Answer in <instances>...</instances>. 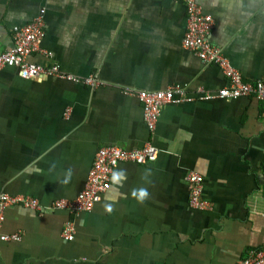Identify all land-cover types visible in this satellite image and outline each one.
I'll use <instances>...</instances> for the list:
<instances>
[{
    "label": "crops",
    "instance_id": "crops-1",
    "mask_svg": "<svg viewBox=\"0 0 264 264\" xmlns=\"http://www.w3.org/2000/svg\"><path fill=\"white\" fill-rule=\"evenodd\" d=\"M214 18L211 43L248 82L264 80V0H198ZM45 8V34L29 60L58 64L100 85L0 70V194L44 205L84 188L99 148L159 152L122 161L94 208L43 214L6 209L0 264H236L264 246V104L252 95L199 100L228 81L183 46L180 0H0V52L17 26ZM46 52H49L48 55ZM180 85L191 101L162 106L151 133L143 103L128 89ZM204 177L210 208L189 202L188 172ZM141 191L146 194L141 196ZM73 219L76 234L62 229ZM19 233L20 240L3 234Z\"/></svg>",
    "mask_w": 264,
    "mask_h": 264
},
{
    "label": "built area",
    "instance_id": "built-area-1",
    "mask_svg": "<svg viewBox=\"0 0 264 264\" xmlns=\"http://www.w3.org/2000/svg\"><path fill=\"white\" fill-rule=\"evenodd\" d=\"M185 3L187 10V27L183 37V46L194 52L203 63H213L219 66L227 78V85L216 91H203L197 97L199 100L213 98L236 99L252 95L264 104V80L248 82L243 79L240 70L235 68L221 48L213 45L209 39L214 26V18L207 13L198 0H180ZM45 8H41L37 16L25 25L17 26L13 33V44L0 52V70L4 67H14L19 70L23 78H40L52 76L82 83L95 88L100 85V79L95 74L81 78L64 72L58 64L41 65L30 61L31 53L40 50L45 34ZM48 55L49 52H46ZM127 94L134 95L143 103L144 119L151 133L156 129L162 106L168 102H182L193 100L183 87L172 85L164 90L146 91L128 89ZM158 148L149 141L141 147L127 148L110 144L98 149L89 170L84 188L74 198H60L50 205H44L37 197L26 194H0V228L5 219V212L9 206L22 205L43 214L48 210H68L72 214L87 212L94 208L103 194L110 187L111 179L117 165L122 161L139 164L154 161L158 155ZM189 186V202L193 208L208 209L209 201L203 196L204 177L198 171H190L186 177ZM264 194V190H263ZM76 226L73 219H69L62 229L61 235L65 240H73ZM4 240H20L19 233L3 234ZM236 264H264V246L253 250Z\"/></svg>",
    "mask_w": 264,
    "mask_h": 264
},
{
    "label": "clouds",
    "instance_id": "clouds-1",
    "mask_svg": "<svg viewBox=\"0 0 264 264\" xmlns=\"http://www.w3.org/2000/svg\"><path fill=\"white\" fill-rule=\"evenodd\" d=\"M145 194H146L145 192L141 191V196H143V195H145Z\"/></svg>",
    "mask_w": 264,
    "mask_h": 264
}]
</instances>
